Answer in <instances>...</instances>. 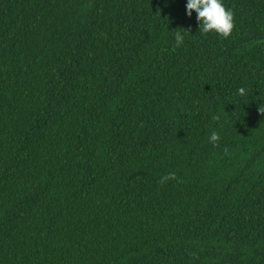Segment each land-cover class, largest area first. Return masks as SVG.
<instances>
[{
  "label": "trees",
  "instance_id": "16d2710c",
  "mask_svg": "<svg viewBox=\"0 0 264 264\" xmlns=\"http://www.w3.org/2000/svg\"><path fill=\"white\" fill-rule=\"evenodd\" d=\"M186 3L0 0V264H264V0Z\"/></svg>",
  "mask_w": 264,
  "mask_h": 264
},
{
  "label": "clouds",
  "instance_id": "9594fccd",
  "mask_svg": "<svg viewBox=\"0 0 264 264\" xmlns=\"http://www.w3.org/2000/svg\"><path fill=\"white\" fill-rule=\"evenodd\" d=\"M193 11L196 13V20L198 21L201 33L216 32L221 37L227 38L234 30V13L224 5L223 0H187L186 14L191 17ZM174 38L177 46L184 40V36L180 32H176ZM238 93L240 96L247 94L246 89L243 87L238 89ZM258 112L264 115V104L258 107ZM212 118L214 120L219 119L218 116H213ZM219 140V134L213 131L210 135V142L214 146H218ZM225 152H227V149H225ZM172 179H176L174 172L161 177L159 183L163 184Z\"/></svg>",
  "mask_w": 264,
  "mask_h": 264
}]
</instances>
